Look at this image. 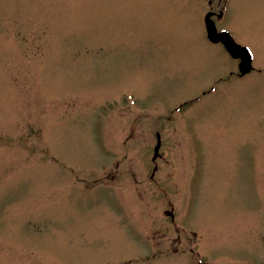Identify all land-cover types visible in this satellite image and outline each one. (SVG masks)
<instances>
[{
    "label": "rangeland",
    "instance_id": "1",
    "mask_svg": "<svg viewBox=\"0 0 264 264\" xmlns=\"http://www.w3.org/2000/svg\"><path fill=\"white\" fill-rule=\"evenodd\" d=\"M222 1L244 77L218 0H0V264H264V0Z\"/></svg>",
    "mask_w": 264,
    "mask_h": 264
},
{
    "label": "water",
    "instance_id": "2",
    "mask_svg": "<svg viewBox=\"0 0 264 264\" xmlns=\"http://www.w3.org/2000/svg\"><path fill=\"white\" fill-rule=\"evenodd\" d=\"M212 13H207L204 17V24L206 35L209 41L212 43L221 42L227 52L233 58H239V70L242 75L248 73L251 70L252 55L246 47H242L236 44L227 32H217L216 28L211 20ZM160 147V141L157 136V143L154 147V154L152 159L155 160L158 157V150ZM167 215L172 216L171 212L166 211Z\"/></svg>",
    "mask_w": 264,
    "mask_h": 264
},
{
    "label": "flooded vegetation",
    "instance_id": "3",
    "mask_svg": "<svg viewBox=\"0 0 264 264\" xmlns=\"http://www.w3.org/2000/svg\"><path fill=\"white\" fill-rule=\"evenodd\" d=\"M208 4H211V1H209ZM215 7H216L215 10L212 9L213 7H210L209 12H212V20H213V22H214V24H215V26L217 28V31H226L227 29H225L224 27H221V28H218L217 27V22H218L217 20H219V21L222 20V16L220 15V13H221V11H223V1L222 0H218V2L216 3ZM235 42H237V41H235ZM237 43L240 44L239 42H237ZM240 45H243V44H240ZM220 46H222V44ZM243 46H245V45H243ZM233 61H234L235 65H236V69H237L238 68V64H239V59H237V60L235 59ZM234 72H235L236 77H239L240 78V77H244L245 76V75L244 76L243 75H240L239 72H238V70H237V72H236V70L235 71H231L230 72L231 73V76H233L232 74ZM155 170H156V166L153 167V173L151 174V177H153V174H154V171ZM173 221L174 220H173V216H172V217H170V221L169 222L170 223H174ZM176 227H177V229H186L185 226H183V225H178L177 224ZM173 228H175L174 225H173ZM178 231L181 232L180 230H176L175 233H177ZM189 232L191 233V236H192L191 237V240L194 239L195 241H198L199 236L196 233H194L192 230H189ZM170 239H171L172 242L169 241ZM167 240H168V238H166V241L165 242H162L161 241V242H154V243H157L158 245L162 244V247L163 248H164V245H165V247L167 249H169V250L172 249V247H171L172 244H177L179 247L174 246L175 248H173V250H172L173 253L177 254L181 250H184V251L187 250L188 251L187 254L189 255L190 258H192L191 260H193V258H197L199 256L201 258V254L199 253V251H196L195 244L193 242H190V245L187 247V246L183 245V242L181 241V238L180 237H177V236H175L173 238L169 237L168 242H167ZM201 260H202V258H201ZM197 264H202V262L199 261V260H197Z\"/></svg>",
    "mask_w": 264,
    "mask_h": 264
}]
</instances>
